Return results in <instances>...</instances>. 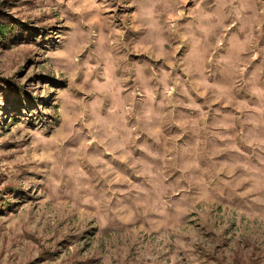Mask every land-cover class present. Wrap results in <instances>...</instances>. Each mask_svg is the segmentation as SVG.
<instances>
[{
    "label": "rangeland",
    "instance_id": "1",
    "mask_svg": "<svg viewBox=\"0 0 264 264\" xmlns=\"http://www.w3.org/2000/svg\"><path fill=\"white\" fill-rule=\"evenodd\" d=\"M0 25V264H264V0H0Z\"/></svg>",
    "mask_w": 264,
    "mask_h": 264
},
{
    "label": "crops",
    "instance_id": "2",
    "mask_svg": "<svg viewBox=\"0 0 264 264\" xmlns=\"http://www.w3.org/2000/svg\"><path fill=\"white\" fill-rule=\"evenodd\" d=\"M136 30V29H135ZM133 31V35H132V37H133V41H136V40H139V39H142V38H144V37H146V38H149L150 37V35H151V32H153V34H155L156 35V32H158L156 29H151V28H149V29H146L147 30V33H144V32H138V31ZM138 30V29H137ZM157 36V35H156Z\"/></svg>",
    "mask_w": 264,
    "mask_h": 264
},
{
    "label": "trees",
    "instance_id": "3",
    "mask_svg": "<svg viewBox=\"0 0 264 264\" xmlns=\"http://www.w3.org/2000/svg\"><path fill=\"white\" fill-rule=\"evenodd\" d=\"M10 30L7 26L0 25V40L5 41L9 37Z\"/></svg>",
    "mask_w": 264,
    "mask_h": 264
}]
</instances>
